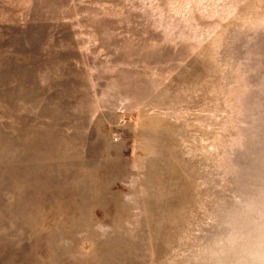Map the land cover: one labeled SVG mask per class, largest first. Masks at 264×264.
<instances>
[{
	"label": "rangeland",
	"instance_id": "obj_1",
	"mask_svg": "<svg viewBox=\"0 0 264 264\" xmlns=\"http://www.w3.org/2000/svg\"><path fill=\"white\" fill-rule=\"evenodd\" d=\"M0 264H264V0H0Z\"/></svg>",
	"mask_w": 264,
	"mask_h": 264
}]
</instances>
